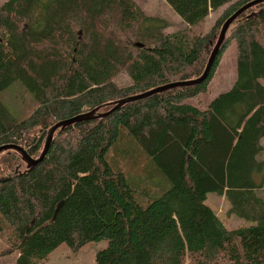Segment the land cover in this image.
Wrapping results in <instances>:
<instances>
[{"label": "trees", "instance_id": "obj_1", "mask_svg": "<svg viewBox=\"0 0 264 264\" xmlns=\"http://www.w3.org/2000/svg\"><path fill=\"white\" fill-rule=\"evenodd\" d=\"M166 1L190 30L228 7L209 33L190 34L164 32L135 0L0 5V146L25 145L38 158L54 125L92 112L58 128L36 165L0 176V231L16 232L15 264L101 240L95 264H264V1L233 21L203 82L120 104L201 77L215 34L253 0ZM231 40L237 78L203 109L190 101L208 90ZM7 89L28 93L32 103H17L29 113L9 105ZM112 149L144 153L167 186L136 188ZM209 193L249 224L226 227Z\"/></svg>", "mask_w": 264, "mask_h": 264}, {"label": "rangeland", "instance_id": "obj_2", "mask_svg": "<svg viewBox=\"0 0 264 264\" xmlns=\"http://www.w3.org/2000/svg\"><path fill=\"white\" fill-rule=\"evenodd\" d=\"M5 1L6 0H0V5H2V3ZM135 1L145 10L144 12L152 17V20L154 19L156 24L158 23L161 25L162 30L166 33L175 32L181 29L189 30L190 34L209 33L213 29V26H215L217 23L216 21H218L225 13L226 7H228L224 6L218 8L216 11H212L209 16L204 21H202L199 26H197V28L190 30L184 19L173 10L166 0ZM222 26L214 36L212 48H209L211 49V54L214 50V47L218 43ZM230 34V30H228L227 34L225 35L227 38H230ZM236 47V42L231 40L228 47H226L227 49L223 53L220 64L215 70V74H213L214 76L212 81L207 87L208 90L205 93L200 94L198 97L193 98V100L190 102H193L204 109V107H206L209 103V100H212L217 94L227 90L230 88V86H232L237 78ZM211 54L208 57V61ZM208 61H206L207 64ZM119 80L122 81V83L128 82V78L125 73L121 75ZM262 83L264 84V79H262ZM3 94L9 105L13 106L12 102H15L18 105L19 109L21 110V115L25 116V113H29L31 110L28 105H26L28 107L25 108L24 104L17 103L18 101H27L28 104L32 103L31 97L27 92H20L18 94L16 91H9L7 89L6 92H3ZM261 139V142L264 146V137ZM45 141L42 145V151L45 146ZM21 146H23L27 152L29 151L27 146ZM137 157L139 158L132 159V157H122L120 153H115L113 149L111 150L109 156L111 161L120 164L122 171L127 173L129 180L136 188L149 189L151 193H156L161 191L163 187H166L167 182H165L161 174L157 172L156 169H154V166H150L147 156H145L144 153H140ZM260 159L264 160V151H262L260 154ZM27 166L28 163L25 161L23 154L17 150L8 149L0 153V176H5L6 174L9 175L10 173L16 172L17 170H25ZM258 194L260 196H264V187L258 191ZM206 203L218 214L226 227L230 229H235L249 224L247 219L241 218L235 213L231 212V202L225 195L209 193ZM15 236L16 232L12 231L11 228H4L0 231V264H15L18 255V252L15 248L17 241L13 240ZM107 244V240L90 242L77 251L73 250L64 243L52 251L48 258L39 264H95L97 252L105 248Z\"/></svg>", "mask_w": 264, "mask_h": 264}, {"label": "water", "instance_id": "obj_3", "mask_svg": "<svg viewBox=\"0 0 264 264\" xmlns=\"http://www.w3.org/2000/svg\"><path fill=\"white\" fill-rule=\"evenodd\" d=\"M264 0H253L251 2H249L248 4H246L245 6L241 7V9H239L238 11H236L235 13H233L231 16L228 17V19L226 21H224L223 23V26H222V29H221V33L219 34V40H218V43L216 44V46L214 47V50L210 56V59L208 61V64H207V67L204 71V73L202 74L201 77H199L198 79H193V80H187V81H183V82H176V83H173L171 85H168V86H165V87H159L157 89H153L152 91L150 90V92L148 93H144L143 95H140V96H136V97H131V98H127V99H123L122 101H120V104H123L131 99H134V98H141L149 93H153V92H157V91H162V89L164 88H169L170 86H178V85H188V84H195L197 82H203V80H205L208 76V74L210 73V70L212 68V65H213V61H215V58L218 54V52L220 51V47L222 46L225 38H226V35L231 24L233 23V21L244 11L247 9V7H250V6H253L259 2H262ZM137 45H142L141 43H137ZM119 105V104H118ZM121 105H119L118 107H120ZM99 110V107L96 111ZM92 114L91 113H88V114H85V115H80V116H77L75 118H72V119H67V120H64V121H59V123H57L56 125H54L51 129H50V132L48 133V137H47V140H46V144H45V147H44V150L42 151V154L40 155V157L38 158H35L33 156H31L25 148H23L22 146L18 145V144H4V145H1L0 146V153L4 150H8V149H14V150H17L19 152H21L24 156V159L25 161L28 163V166H32V165H36L38 162H40V160H42L45 156V154L47 153L48 151V146H50V143L53 139V136L55 133V131L61 126H65L67 124H71L73 122H76V121H79L81 119H86L88 117H90ZM100 116V115H99ZM62 207V203L59 204L58 208L56 209V212L55 213V216L58 214V212L60 211Z\"/></svg>", "mask_w": 264, "mask_h": 264}]
</instances>
